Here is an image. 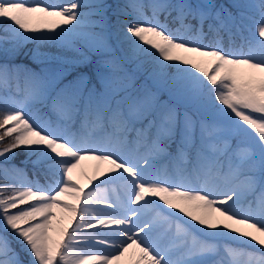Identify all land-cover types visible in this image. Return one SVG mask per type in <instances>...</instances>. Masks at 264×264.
I'll use <instances>...</instances> for the list:
<instances>
[{
  "label": "snow or ice",
  "instance_id": "1",
  "mask_svg": "<svg viewBox=\"0 0 264 264\" xmlns=\"http://www.w3.org/2000/svg\"><path fill=\"white\" fill-rule=\"evenodd\" d=\"M230 8L0 0L6 52L73 53L0 63V264H264V0Z\"/></svg>",
  "mask_w": 264,
  "mask_h": 264
},
{
  "label": "trees",
  "instance_id": "2",
  "mask_svg": "<svg viewBox=\"0 0 264 264\" xmlns=\"http://www.w3.org/2000/svg\"><path fill=\"white\" fill-rule=\"evenodd\" d=\"M225 2H227L228 0H224ZM109 3H114V2H117V0H108ZM118 2L120 3H123L124 0H118ZM145 2H147V0H145ZM218 0H215V3H217ZM227 41V37H225V42ZM23 47H27L28 48V51L27 53L29 52L30 53V49H34V51L36 52V54L38 53V55H43V56H48V57H53L56 59L57 56H61V55H64V56H72L73 53L71 52H68V51H64V50H61L59 49L57 46L51 44V43H40V44H36V43H32V42H27L24 44V46H22L20 49H23ZM32 51V52H34ZM27 53H16V55H14L13 59L15 62H18V61H26L25 59V55ZM119 54V53H118ZM95 59V58H93ZM0 63H3L0 61ZM28 64V63H27ZM25 64V65H27ZM80 70H84L88 73L89 76H93V66H89V67H84V68H81L79 69ZM71 77H69L70 79ZM143 75L140 77V80L143 79ZM92 81L95 82V79L93 78ZM163 98H166V96L162 97ZM174 148V145L172 146ZM172 148V149H173ZM171 149V150H172ZM18 152V155L16 157V159L14 161H12V163H15L17 166L19 167H22V168H25L27 171V176H34V173L36 172V174H39L37 171L38 169L37 168H34L32 163L30 161H27L26 159V155L25 153H23L22 151L20 150H17ZM35 157H32V159H34ZM161 163H164V161H161ZM30 168V169H29Z\"/></svg>",
  "mask_w": 264,
  "mask_h": 264
},
{
  "label": "rangeland",
  "instance_id": "3",
  "mask_svg": "<svg viewBox=\"0 0 264 264\" xmlns=\"http://www.w3.org/2000/svg\"><path fill=\"white\" fill-rule=\"evenodd\" d=\"M46 2H49V3H64L66 2V0H46ZM24 46V45H23ZM12 45L11 44H3V45H0V61H9V58H13L14 55H16V53H27L28 51V48L27 47H23V49H19L18 52H11V51H5V49H11ZM34 51V49H30V53L28 52L26 55H25V58L28 57V59L31 60V64L33 67L29 66L30 68H33V69H37L39 70V68L43 65H48V66H52V67H56L58 65L57 61L53 60L52 58L50 57H46V56H43V55H38V53L36 54V52H32ZM36 54L35 56V59L33 58V54ZM39 62H43V64L39 63ZM11 63H14V62H11ZM251 131V130H249ZM233 144L234 141H233ZM94 164V162L92 161H85L84 162V168L83 170L88 173V171L90 170V166ZM235 246V245H234Z\"/></svg>",
  "mask_w": 264,
  "mask_h": 264
}]
</instances>
